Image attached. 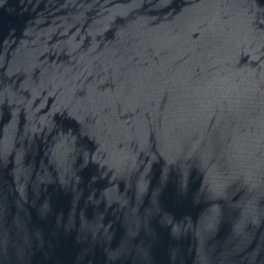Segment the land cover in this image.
<instances>
[{
  "label": "water",
  "instance_id": "obj_1",
  "mask_svg": "<svg viewBox=\"0 0 264 264\" xmlns=\"http://www.w3.org/2000/svg\"><path fill=\"white\" fill-rule=\"evenodd\" d=\"M0 264H264V0H0Z\"/></svg>",
  "mask_w": 264,
  "mask_h": 264
}]
</instances>
